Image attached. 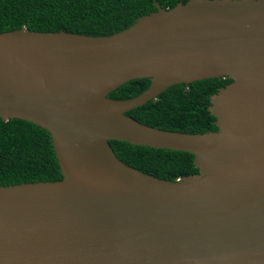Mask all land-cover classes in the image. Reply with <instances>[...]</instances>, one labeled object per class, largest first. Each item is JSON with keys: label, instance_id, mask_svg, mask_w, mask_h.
Here are the masks:
<instances>
[{"label": "water", "instance_id": "obj_1", "mask_svg": "<svg viewBox=\"0 0 264 264\" xmlns=\"http://www.w3.org/2000/svg\"><path fill=\"white\" fill-rule=\"evenodd\" d=\"M111 35L0 32V117L46 130L63 178L0 185V264H264V0H189ZM151 85L128 99L126 82ZM232 82L217 131L126 114L168 87ZM112 139L189 151L176 181L124 162Z\"/></svg>", "mask_w": 264, "mask_h": 264}, {"label": "trees", "instance_id": "obj_2", "mask_svg": "<svg viewBox=\"0 0 264 264\" xmlns=\"http://www.w3.org/2000/svg\"><path fill=\"white\" fill-rule=\"evenodd\" d=\"M167 9L189 0H157ZM155 0H0V32L27 27L34 31H68L92 36L111 35L157 11ZM232 78H207L168 87L156 98L126 114L161 129L206 133L217 131L212 96ZM150 77L132 79L109 96L128 99L151 85ZM127 164L152 176L176 181L199 172L189 151L109 141ZM63 178L52 137L42 126L22 118L0 117V185L58 181Z\"/></svg>", "mask_w": 264, "mask_h": 264}]
</instances>
